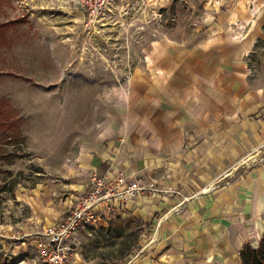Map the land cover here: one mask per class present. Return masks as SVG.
Here are the masks:
<instances>
[{
	"label": "crops",
	"instance_id": "obj_1",
	"mask_svg": "<svg viewBox=\"0 0 264 264\" xmlns=\"http://www.w3.org/2000/svg\"><path fill=\"white\" fill-rule=\"evenodd\" d=\"M199 3L196 32L152 40L114 127L63 181L66 210L92 173L146 186L99 221L128 210L151 225L120 264H241L264 233V0Z\"/></svg>",
	"mask_w": 264,
	"mask_h": 264
},
{
	"label": "rangeland",
	"instance_id": "obj_2",
	"mask_svg": "<svg viewBox=\"0 0 264 264\" xmlns=\"http://www.w3.org/2000/svg\"><path fill=\"white\" fill-rule=\"evenodd\" d=\"M199 0H117L89 20L76 0H0V104L12 109L25 140L21 171L0 199V264L40 262L35 231L64 208L63 181L84 145L106 137L134 69L146 67L153 39L191 37ZM2 183V182H0ZM57 192H54V185ZM150 223L128 210L76 230L78 264H120L146 238Z\"/></svg>",
	"mask_w": 264,
	"mask_h": 264
},
{
	"label": "built area",
	"instance_id": "obj_3",
	"mask_svg": "<svg viewBox=\"0 0 264 264\" xmlns=\"http://www.w3.org/2000/svg\"><path fill=\"white\" fill-rule=\"evenodd\" d=\"M89 20L110 9L117 0H76ZM87 191L79 195L56 222L35 231L40 262L35 264H78L71 241L73 233L95 225L112 213L116 204L126 203L146 186L137 178L120 173L108 179L106 174L89 175Z\"/></svg>",
	"mask_w": 264,
	"mask_h": 264
},
{
	"label": "trees",
	"instance_id": "obj_4",
	"mask_svg": "<svg viewBox=\"0 0 264 264\" xmlns=\"http://www.w3.org/2000/svg\"><path fill=\"white\" fill-rule=\"evenodd\" d=\"M10 20L0 21V35L2 29L10 24ZM25 140L19 125L18 118L6 105L0 104V160L9 163L14 158L22 156V145ZM21 171L13 174L9 168L0 169V199L5 195L2 190L13 191L20 181ZM241 264H264V233L259 238L257 245L244 243L239 250Z\"/></svg>",
	"mask_w": 264,
	"mask_h": 264
}]
</instances>
